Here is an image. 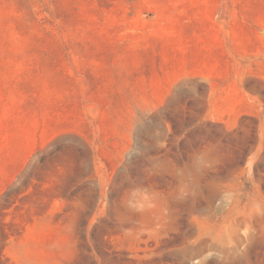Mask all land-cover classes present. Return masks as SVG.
Here are the masks:
<instances>
[{
	"label": "rangeland",
	"instance_id": "obj_1",
	"mask_svg": "<svg viewBox=\"0 0 264 264\" xmlns=\"http://www.w3.org/2000/svg\"><path fill=\"white\" fill-rule=\"evenodd\" d=\"M0 264H264V0H0Z\"/></svg>",
	"mask_w": 264,
	"mask_h": 264
}]
</instances>
